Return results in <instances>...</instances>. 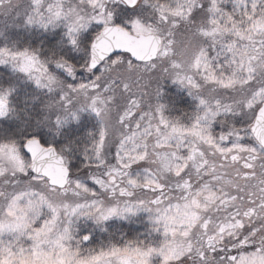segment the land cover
<instances>
[{
  "label": "snow or ice",
  "instance_id": "6c2138e0",
  "mask_svg": "<svg viewBox=\"0 0 264 264\" xmlns=\"http://www.w3.org/2000/svg\"><path fill=\"white\" fill-rule=\"evenodd\" d=\"M0 264H264V0H0Z\"/></svg>",
  "mask_w": 264,
  "mask_h": 264
},
{
  "label": "rangeland",
  "instance_id": "374dc122",
  "mask_svg": "<svg viewBox=\"0 0 264 264\" xmlns=\"http://www.w3.org/2000/svg\"><path fill=\"white\" fill-rule=\"evenodd\" d=\"M24 2L26 3V0H24Z\"/></svg>",
  "mask_w": 264,
  "mask_h": 264
}]
</instances>
